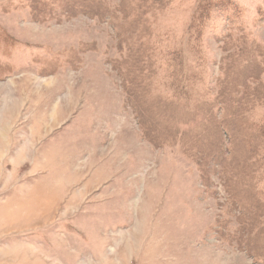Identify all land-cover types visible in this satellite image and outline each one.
Returning a JSON list of instances; mask_svg holds the SVG:
<instances>
[{
    "label": "rangeland",
    "instance_id": "1",
    "mask_svg": "<svg viewBox=\"0 0 264 264\" xmlns=\"http://www.w3.org/2000/svg\"><path fill=\"white\" fill-rule=\"evenodd\" d=\"M0 264H264V0H0Z\"/></svg>",
    "mask_w": 264,
    "mask_h": 264
}]
</instances>
